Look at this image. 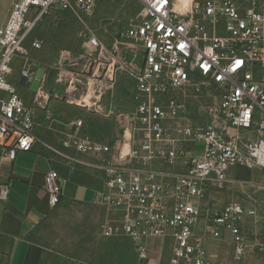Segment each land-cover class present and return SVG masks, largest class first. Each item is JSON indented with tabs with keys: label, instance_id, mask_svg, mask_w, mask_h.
I'll return each mask as SVG.
<instances>
[{
	"label": "built area",
	"instance_id": "obj_1",
	"mask_svg": "<svg viewBox=\"0 0 264 264\" xmlns=\"http://www.w3.org/2000/svg\"><path fill=\"white\" fill-rule=\"evenodd\" d=\"M101 1L12 0L0 25V155L30 151L37 140L33 108L10 81L11 63L19 56L26 85L36 71L31 61H38L30 51L43 47L30 35L46 16L70 12L88 30L79 32L87 48L64 50L43 64L56 71L68 99L77 101L80 93L79 105H96L105 118L116 115L121 130L114 144L94 139L83 119L66 124L72 130L64 132V146L90 159L73 160L104 179L100 235L129 238L138 262L149 258L151 237L173 240L168 264H242L252 252L264 258V241L252 239L245 224L256 218L255 205L206 204L210 193L226 188L233 167L264 173V0H189L186 6L185 0H138L140 7L123 18L106 17L115 30L111 46L86 22L96 17ZM128 53L143 58L128 68L135 83L126 108L102 107L97 94L92 106L80 103L87 74L97 77L104 94ZM190 100L204 101L207 109ZM44 189L53 205L61 201L57 170L47 173ZM9 190L10 184L1 185L0 199ZM210 225L214 238L230 233L234 260L207 258L198 233L205 235Z\"/></svg>",
	"mask_w": 264,
	"mask_h": 264
},
{
	"label": "crops",
	"instance_id": "obj_2",
	"mask_svg": "<svg viewBox=\"0 0 264 264\" xmlns=\"http://www.w3.org/2000/svg\"><path fill=\"white\" fill-rule=\"evenodd\" d=\"M5 4L6 11L0 16V25L4 23L8 14L7 7L10 0H6ZM78 38L83 50L86 49L85 40L80 34ZM72 51L81 52L74 49ZM56 60L55 57L53 62ZM120 70L121 68H118L115 72L113 90L120 83L118 77ZM56 76V71L50 70L43 88L38 89L33 96H27V101L35 106L34 133L37 140L33 148L30 151H17L12 156L0 155V188L5 183L10 184L7 198L0 199V264H88L97 261L94 260V256L97 258L99 252H104V249H109L108 251L117 255L119 250L133 253L129 242V248H126L122 241H119L125 238L111 240L101 238L99 221L103 213L100 203L105 190L104 179L96 169L73 160L76 158L88 161L90 160L88 156L79 154L75 149L67 148L63 144L64 132L72 130V127H66V124L77 119L85 121V130L94 139L114 144L121 132L118 120L112 122L110 120L112 118H105L95 111H90V108L79 105L80 93L75 94L77 101L72 100V96L68 99L66 85L57 82ZM25 81L23 77L19 83L24 85ZM101 105L115 104L113 100L106 103L102 100ZM45 144L54 149L46 147ZM237 167L241 166L231 169L229 174L231 181L225 189L210 193L206 202L208 207L221 209L229 201L244 203L245 199L240 198L237 191L246 180L235 173ZM51 169L58 171L62 183V198L57 205L51 203L44 189L47 173ZM247 169L253 175L256 171L263 173L258 168ZM251 186L254 187L255 193H259L264 183ZM258 195L262 197L260 193ZM262 202L264 203V200ZM257 209L256 218L247 219L245 224L252 239L264 241V204L260 208L259 203ZM69 212H74L72 220L76 224L87 227L89 231L85 228L80 239L72 237V255L59 260L51 257L55 256L51 254L55 251L47 246L45 239L53 241L52 233L55 231L56 223L63 217L69 219ZM95 227L97 234L94 233ZM198 241L205 246L210 261L234 260L235 245L231 241L229 232H225L221 238H214L211 235L210 225L205 235L203 232L198 233ZM94 245L98 247H96V255H94ZM172 246L173 240L169 238L151 237L147 242L149 258L138 262L133 254L132 264H168ZM242 264H264V258L252 252Z\"/></svg>",
	"mask_w": 264,
	"mask_h": 264
},
{
	"label": "rangeland",
	"instance_id": "obj_3",
	"mask_svg": "<svg viewBox=\"0 0 264 264\" xmlns=\"http://www.w3.org/2000/svg\"><path fill=\"white\" fill-rule=\"evenodd\" d=\"M5 2L6 0H2L0 4V16H2L3 13L6 11V9L4 10V8H6ZM11 2L12 0H10L9 6L7 5L8 6L7 12L11 7ZM139 7H140V2L138 0H104L101 1L98 5L96 17L87 19L86 22L88 23V26L92 28L101 39H103V41L107 46H111L114 40L115 30L113 26H108L106 24L107 22L106 17H110L118 14L117 18H123L125 13H129L131 10L133 9L136 10ZM117 24H120V22H118ZM107 26H108V30H107ZM82 29L88 32V30H86V28L73 15L67 12H58L53 15L46 16L43 22L32 32L29 38L30 40L33 38H39L43 40V47L40 50L30 51L31 57L38 61H31V64L33 68L36 69V71L34 74H32L29 77L28 83L26 85H21L19 83L20 74L23 65L21 64V60L19 56L14 57L11 63L12 74L10 76V81L14 84L16 91L22 96V98L32 106L33 111H35V106L27 101L28 100L27 96H33L35 92H37L39 87L43 84V78L45 77V75L48 74L49 71L48 68L44 66V64H49L53 62L55 57L57 58L58 55L64 50L72 51V49H74L76 51H83V48L81 47L78 38V34ZM142 58H143L142 53H139L138 57L135 59H133L131 53H128L126 54V56H124L123 59L124 64L121 70L119 71L120 75L118 76L120 79V83L115 86L114 90L113 88L106 91L104 90L103 91L104 94H102V90H99L96 87L97 77H92L88 73L86 77L87 79L86 81H88V84H86V86L82 88L83 89L82 92L84 91L87 92V95L88 94L91 95V92L94 91L91 96L92 98L96 97L94 96L96 94L101 95L100 97L101 102H99L98 105L102 104V100L103 103L104 102L106 103V101L113 100L115 104L114 105L115 110H119V108L125 109L128 100L129 87L135 83V81L132 80L129 75L128 68L131 67V64L134 63V61L140 64ZM99 72H97V76L99 75ZM190 101L192 102V104L199 105L198 107L202 111H205L207 109L206 103L204 101L203 102H199L196 100H190ZM83 103L88 106L87 102H83ZM90 105H93V103ZM89 108L90 111L97 112L95 108L99 110L98 106L96 105ZM97 113L101 114L100 111ZM115 119L117 120L116 115H114L110 120L113 122V120ZM235 173L241 176L244 180H246L243 181V184H241L240 186L241 188L237 191L240 198L245 199L244 203L246 205H257L258 207L260 203V208H261L262 204H264L262 202V200H264V189H262V191H259V193L262 195L261 197L258 195L259 193H255L253 191L254 187H252L251 185L253 184L260 185L264 183L263 173L260 171H256L253 175L250 170H248L247 168H243V166L237 167L235 169ZM72 213L74 212L68 213L69 219H65L63 217L62 219H60L58 223H56V228L54 229L55 231L54 233H52L54 237L53 241H50L47 238L45 239L47 246H49L51 249L55 251L51 253L55 255V256H51L53 258H58L59 260H62L65 259V257L71 256L72 237H76L80 239V237H82L81 235H83L82 231H84L85 228L87 231H89L87 227L85 228L80 227L81 225H78V223L76 224V222L72 220ZM94 229H96L94 233L97 234V228L95 227ZM95 237H97V235ZM101 238L103 240H111V238H105L103 236H101ZM124 238L125 240H119V241H122L123 245L126 246V248H129V243H130L131 248L133 250V246L131 244L130 239L127 237ZM96 247L97 246L94 245V255H96L95 253H97ZM108 250L109 249L107 250L104 249V252H99L97 258L96 256H94V260H97L94 262H98L101 259L98 263L132 264L134 257H136L134 250L133 253L119 250L118 255L117 253Z\"/></svg>",
	"mask_w": 264,
	"mask_h": 264
},
{
	"label": "bare ground",
	"instance_id": "obj_4",
	"mask_svg": "<svg viewBox=\"0 0 264 264\" xmlns=\"http://www.w3.org/2000/svg\"><path fill=\"white\" fill-rule=\"evenodd\" d=\"M188 2H189V0H185V6L188 4ZM176 8H178V9H180V10H183V8H181V6H180V3L179 2H176ZM112 70H113V66H111V68H110V71H109V73H108V76H112ZM91 80V79H90ZM92 90V89H91ZM94 92V91H93ZM93 92H91V95L90 94H88L86 97H84V98H82V100L80 101V103L82 102H87L88 103V106H92V105H90V104H92L94 101H93V99H92V94H93ZM41 95H43V94H41ZM95 96V95H94ZM97 96V98L98 99H100V97H101V95H96Z\"/></svg>",
	"mask_w": 264,
	"mask_h": 264
},
{
	"label": "water",
	"instance_id": "obj_5",
	"mask_svg": "<svg viewBox=\"0 0 264 264\" xmlns=\"http://www.w3.org/2000/svg\"><path fill=\"white\" fill-rule=\"evenodd\" d=\"M26 79V78H25Z\"/></svg>",
	"mask_w": 264,
	"mask_h": 264
}]
</instances>
